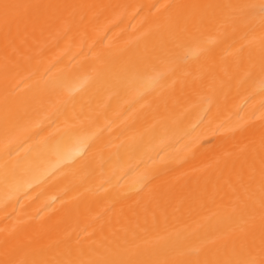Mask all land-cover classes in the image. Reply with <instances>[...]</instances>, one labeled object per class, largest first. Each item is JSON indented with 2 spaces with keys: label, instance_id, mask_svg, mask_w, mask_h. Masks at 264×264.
<instances>
[{
  "label": "bare ground",
  "instance_id": "obj_1",
  "mask_svg": "<svg viewBox=\"0 0 264 264\" xmlns=\"http://www.w3.org/2000/svg\"><path fill=\"white\" fill-rule=\"evenodd\" d=\"M0 264H264V0H0Z\"/></svg>",
  "mask_w": 264,
  "mask_h": 264
}]
</instances>
